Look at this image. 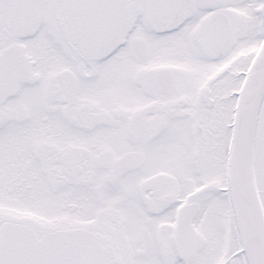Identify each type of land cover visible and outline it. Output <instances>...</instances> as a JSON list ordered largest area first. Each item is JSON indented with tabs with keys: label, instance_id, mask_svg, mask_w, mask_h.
Masks as SVG:
<instances>
[{
	"label": "snow or ice",
	"instance_id": "6c2138e0",
	"mask_svg": "<svg viewBox=\"0 0 264 264\" xmlns=\"http://www.w3.org/2000/svg\"><path fill=\"white\" fill-rule=\"evenodd\" d=\"M0 264H264V0H0Z\"/></svg>",
	"mask_w": 264,
	"mask_h": 264
}]
</instances>
